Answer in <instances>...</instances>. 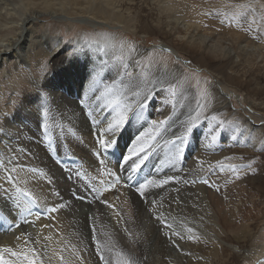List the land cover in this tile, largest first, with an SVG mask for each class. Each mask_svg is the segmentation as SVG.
Segmentation results:
<instances>
[{
    "label": "rangeland",
    "instance_id": "1",
    "mask_svg": "<svg viewBox=\"0 0 264 264\" xmlns=\"http://www.w3.org/2000/svg\"><path fill=\"white\" fill-rule=\"evenodd\" d=\"M186 1L192 5L188 8L189 14L192 15L200 12L202 16L210 15V13H212L211 16H218L217 13L223 17L224 14L231 16L236 11L235 6L241 3H253L261 11L257 0ZM260 2L264 3V0ZM105 3L116 7L115 11L108 16L100 17L95 8ZM178 3V0H114V2L112 0H0V49L7 51V54L0 56V124L4 123L5 114L15 117L20 123L25 122L22 115L25 109L33 111V115L39 117L43 106L47 122L50 120L48 124H58V130H55V127L52 129L55 134L49 133V135L51 138L53 136L52 139L56 138L55 144L58 142V136L61 135L67 156H71L69 161L66 156L56 157L53 163H59L63 170L66 164L73 169L75 167L81 174L80 180L84 181H81L84 186L88 184L104 192L111 178L116 176L114 167L119 159H122V155L118 151L114 153L109 149L111 155L108 151L106 153L113 158L110 159L111 165L106 167L103 156H94L96 147L94 150L84 141H80L79 137L72 135L67 128L63 127L65 130L62 128L60 122H63L65 114L59 113L58 110L54 113L52 111V108L56 106L62 107L69 104L66 100H62L59 94L60 75L67 78V83L86 88L89 87L90 79L87 68H91L92 58L95 60L97 55H101L108 60L117 56L123 57V64L128 65L129 72L137 74V77L133 76L130 79L138 78L139 83L142 84L140 91L139 89L132 91H139L142 94L144 91L147 94L149 89L159 82L157 79L161 77L165 79L170 73L175 80L169 82L167 87L172 85L173 88L184 89L176 96L179 99L191 100L196 108L199 94L206 89L209 92L206 97L205 114L207 116L222 103L228 107V110L224 109L219 117L227 124L216 141L222 140V136L235 139L229 141L221 154L214 159L216 161L212 162L210 157L204 156L199 151L185 152L189 146L199 145L202 141L207 144L213 142L210 139L211 133L204 131L205 127L200 130L198 127L195 136L191 133L187 140L183 143L177 142L175 145L170 141L180 135L175 137L168 134L158 137L153 130L154 132H151L153 134L149 133L150 136L154 135L150 145L154 141L153 148L156 153L155 151L154 154L151 153L148 161L152 160L151 166L157 167L162 174H165L164 170L168 164L176 162L178 168L175 173L160 176L158 179L174 177V181L163 187H156L158 190L154 189V195L151 197L156 201L155 205L144 204L145 207L142 209L139 204H136L137 201L143 203L138 196L134 198L130 192L126 195L120 185H117L115 189L105 192L103 196V199L108 200L114 207H105L108 208L107 212L113 215V219L120 218L119 215L127 216L136 223L139 221L137 214L140 211V218L143 223H146L142 228L143 233L138 237L123 235L124 251L132 252L130 248L135 247L142 252L145 248L153 252L152 230L158 234L157 244L166 245L164 240L166 239L171 248L168 251L165 247L162 248L163 251L159 250L158 254L154 255V264H190L191 258L197 259V263L204 260L210 264H264V147L254 148L252 142L246 141L248 135L243 134L241 127V117L250 118L256 125H264V68L250 69L241 65L232 69L235 58L212 59L203 51H193L187 45L176 42L175 36L168 32L167 22L178 17ZM107 9L111 11L110 8ZM119 12L122 13V17H119ZM25 19H27L25 32L28 35L26 38H20L22 22ZM89 21H95L96 26ZM230 29L233 28L228 30ZM59 39L78 47L86 45L92 55L91 53L86 55L85 60L79 56L64 60L63 55L69 45H65L56 54L53 51ZM258 40L260 39L256 42ZM120 42L124 45L122 49ZM19 46L24 55L23 59L13 55L14 48ZM45 61H47L46 68L42 67ZM220 87L227 93L226 100L222 94L224 101L220 96ZM129 96L128 102L132 104L142 97L141 95L135 100L131 99V91ZM104 106L102 108L105 111L107 107ZM145 110H147L146 107ZM108 112L107 117L111 119L112 116L108 115ZM70 115L72 114L69 113L68 117ZM133 117L137 118L135 115ZM208 119L207 123L211 121V118L208 117ZM92 126L97 128V124ZM133 128L136 130L135 125ZM135 130L130 132V128L124 126L116 134V140L124 146L125 150L128 149L127 151L131 150L135 139L139 133H142ZM25 133L30 134L29 131L25 132L21 129L23 138ZM39 133L41 141L45 146L47 145V150L54 151L53 146L44 142L42 133L40 131ZM31 135L37 142L40 141L37 133L35 135L33 132ZM156 137L158 139H155ZM69 140L77 146L70 147ZM244 142L245 144H242ZM233 143L235 144L231 146ZM87 154L89 159L86 157ZM58 155L60 156V153ZM126 155L123 153V156ZM82 156L84 158H81ZM91 156L94 159H90ZM97 160H103V164L96 163ZM217 161H221L225 166L252 164V167L241 168L236 172L227 167L209 172L208 166L216 165ZM130 162L133 165V161L130 160ZM191 169H197V171L192 174ZM205 180L209 183L206 184ZM88 205L80 206L76 213L91 216V206L89 203ZM142 213H144L143 217ZM160 215L165 218L167 224L171 225V229L154 219V216ZM145 217H147L146 220ZM175 232H179L180 237L183 238L174 235ZM189 236H195L199 240L207 241V244H212L214 252L209 251L208 254L202 250L201 254L197 253L191 247V243L195 240L188 239ZM142 242L143 247H141ZM85 244H83V248L87 249L85 254L91 255L90 263L97 264L96 257L92 253L94 249L92 246L88 248L90 246L88 242L87 245Z\"/></svg>",
    "mask_w": 264,
    "mask_h": 264
},
{
    "label": "bare ground",
    "instance_id": "2",
    "mask_svg": "<svg viewBox=\"0 0 264 264\" xmlns=\"http://www.w3.org/2000/svg\"><path fill=\"white\" fill-rule=\"evenodd\" d=\"M112 1L114 2V0ZM178 2H179L178 3V17H175L172 20H168L167 22V26H168L167 29L169 30L168 32H170L171 34L175 36L176 42H180L182 44L187 45L193 51L194 50L199 51V52L203 51L212 59L222 60V59L235 58L232 69H235L236 67L238 68V66H241V65H243L246 68L248 67L250 69L264 68V39H260L258 40V42H256L257 39L253 38L254 34H250L247 31V28L249 27V21H251L252 19L251 15L248 16L247 20L241 18L239 19V21L234 20L230 24L223 23L222 20L224 19V17L221 15L202 16L200 12H197L196 14L192 15V14H189L188 12V8L192 7L190 3H188L186 0H178ZM100 5L101 6L95 8L96 13L99 14L100 17L110 15L111 13L115 11V8H116V7L111 6L109 3L100 4ZM107 8H110L111 11L108 10ZM257 12L259 13L260 11L257 9ZM118 15L119 17H122L121 12H119ZM23 21L24 22H22L23 24L22 34L20 35V38L22 37L26 38V36L28 35V33L26 34L25 32V28H26L25 25H26L27 19ZM94 22H91L90 24H93V26H96ZM257 24L264 25V21H261L258 16H257ZM229 28H233V29L228 30ZM223 36H225L226 38L224 39ZM4 54H7V51L5 49H0V56ZM13 55L21 59L24 58V55L22 53L20 46L16 49L14 48ZM75 57L76 56L72 58H75ZM79 57L82 58V60H85L86 55H80ZM116 58L117 56H113L108 59L107 67L109 71L106 74H101V76H98L97 83L94 85L89 84L88 85L89 87L85 88L84 86L83 87L73 86L67 83L68 80L64 75L61 74L59 77V83H58V87L60 89L59 94L62 100L64 101L66 100L67 102H69V104L65 106L61 105L62 107L59 106L60 108L56 106L55 108H52V111L54 113L56 110H58L59 113H62L63 115L65 114L63 116L64 118L63 122H60L62 128L63 127L67 128V130L70 133H72V135L74 134L75 136L79 137L80 141H84L86 145L92 147L94 150L96 149L94 147V140H93V133L95 132L94 131L95 128L93 126L91 128L89 127V124L87 123L85 117L87 116V120L106 123V119L107 120H111V119L107 117V112L109 111V108L105 110L106 111L105 113L104 109L102 108V106H104L103 104L106 105L108 99H115L117 97H119L120 99H123L124 96L130 97L129 96L130 88H132V90L139 89L140 91V88L142 87V84L139 83L138 78L130 79L131 77L136 76L137 74L132 73L131 76H127V77L126 75H124V69H122L123 67H121V62L118 61ZM87 61L89 62L88 59ZM132 65H134V63ZM87 71H88V76H90L91 68L90 67L87 68ZM118 71H119V75L117 74ZM113 78L116 81L113 87V95L106 96L105 86L106 84H110ZM174 78L175 77L169 73L165 79L162 77L157 79L159 80V82L156 85L152 86L147 93L149 95V100H150L146 106L147 110H145V107L141 109L143 111H141L140 109L135 110L131 114L128 123L125 125L130 128V132H134L135 129L133 127L135 125L136 130L139 132H148L149 129H153L156 133V134L154 133L155 136H158V137L162 135H168V134H171L172 136H175V135L181 136L182 134H184L188 118L190 115L193 114L195 107L191 100L188 101L185 98L179 99L176 96L177 93L181 94V92L184 91V89L182 90L181 88L180 89L174 88L175 95H173L172 92L169 91V86L167 87V84L171 81H174L175 80ZM133 82L135 84H138L139 87L133 88L132 87ZM96 89H98V91H96ZM219 92H221L220 94L221 98L223 97V95H224L223 98L225 100L228 98L227 93H225L221 87L219 89ZM83 94H84V100H83L84 112H81V108L78 106V102L81 101V97L83 96ZM143 94H146V93H144L143 91ZM143 94L141 93L142 96ZM135 105L136 103L133 104L134 108H135ZM224 109L228 110V107L225 103L224 104L222 103L220 106H217L216 108H214V110L210 114H208L206 120H205V115L200 117V121L198 122L197 126L192 131V133H194V136L197 133L196 129L198 127H199V130L200 128L202 129L205 127L204 131H209L212 136L213 135L212 130L217 123L216 120L212 119V116H216L219 119ZM32 112L25 109L22 115L26 121L25 122L23 121V123L22 122L20 123V121H18V119H16L15 117L8 116V114H7L6 124L3 119V122H4L3 125L7 128V132L3 136V139L0 140V161H2V159L5 157L10 159L11 158L10 153L12 152L13 148H17V149L23 148L27 152V155L25 156L23 153L20 154L19 156L20 161L23 164H25L29 169H32V168L37 169L39 171V175L37 176L31 172L18 173V180L20 181V186L26 187L28 190H31L34 194H37V195H39L41 192L48 193L49 191H51L54 193L57 190H59V192L61 193V196L70 206L63 209L59 213H57L54 221L42 219L40 221H37L35 225H30L27 227L22 226L21 230L31 233L32 237L34 238L35 237L39 238L41 235L46 236L49 233V231H52L53 235L59 232L63 234L65 237H67L72 243L80 247L81 249H84L83 244L86 243L85 245H87V242H88V245L90 244L88 248L92 246V248L94 249V244H93L92 237H91L92 229L89 227V224H90L89 215L88 214L79 215L78 213H76L78 212L77 209L80 206L86 205V204L88 205V202L81 203L79 200L72 199L73 193L77 192V190L80 193H84L86 191V187L82 183L84 181L80 179L78 180L76 178V174L78 171L74 167V165H73L74 167L73 169L71 168L69 164H66L64 166L65 169L63 170L62 166L59 163L58 164L53 163V159L56 157L64 158V156H66L68 157L66 158L67 161H69V159H71V156L70 155L67 156L68 154L66 152L65 147H63V139L61 138L62 137L61 135L58 136L59 137V139L57 140L58 142L55 144V148H53L55 150L52 151L50 149V150L45 151V149H48V148H46L47 145L45 146V144L41 141V138H40L41 136L39 133L40 129H38L39 128L38 126L39 117L33 115ZM69 113L72 114L70 115V117H68ZM133 115L137 116V118H134ZM208 117L211 118V121H209V123H207V121L209 120ZM152 120H157V121L166 120L167 123L160 128H155L151 124ZM203 120L205 121V123H201L203 122ZM241 121H242V124L241 123L240 124L242 127L243 134L248 135V137H246L247 139L246 141L252 142L254 145L253 147L256 149H258V147H261V148L264 147V125H260V124L256 125V123L253 122L248 117L247 118L241 117ZM49 122L50 120L48 121V123ZM56 125H49V127H51L49 128V133H53L52 131L53 127L56 128L55 130H58L57 129L58 124L56 123ZM21 129H24L25 132L29 131L30 134L25 133L26 134L25 138H23L22 137L23 134H21ZM33 132H35V135L37 133V136H39L40 138L39 142H37L36 138H34L31 135ZM150 134H153V133H150ZM215 134L217 137L221 135L219 130H217ZM151 136H154V135H151ZM67 137L68 136H66V138ZM70 137H73V136H70ZM221 138L222 140L218 139L217 141H214L208 144L207 142L204 143V141H202L199 143V145H194V146L191 145L188 147V150H186L185 152L194 153V152L199 151L203 153L204 156L210 157V161L215 162L216 160L214 161V159L217 158L221 154L222 150L227 146L226 144L229 141H233L235 139V138L234 139L224 138L223 136ZM155 139H158V138L156 137ZM53 140L55 141L56 138H54ZM245 142L242 144H245ZM234 144L235 143L231 144V146H233ZM165 145H166V142H165ZM153 147H155L154 141H152L150 145V148L147 152L148 158L145 161V163L142 165V167L138 171L128 172L130 167L134 165H132V162L130 161H128L127 163L124 162V159L127 155L123 156V153L128 154L129 151H127L128 149L125 150L124 146H122V144H119V142L116 140L115 146L111 148V151L113 152L118 151L122 155V159H119L118 163L114 167L116 175L118 174L122 180H127L129 184H135V183L138 184L140 182L145 181L146 179L158 180L160 176L161 177L169 176L171 173H175L178 168V164L176 162H173V163L171 162V165L168 164V166L165 167L166 168L164 170L165 174L160 173L159 172L160 170H158L157 167L151 166L152 160L148 161V159L152 155L151 153L155 151ZM204 147H206V149ZM97 151L98 149L96 150V152ZM81 152L83 153V151ZM58 153H60V156L58 155ZM107 153L105 152L106 157L103 154V159L105 161L106 167L109 166L110 159L112 160L113 158L109 156V154ZM109 153L111 155V152ZM86 157L89 159L88 154L86 155ZM81 158H84V157L82 156ZM92 158L94 159V157L91 156L90 159ZM89 161H93V160H89ZM3 167H5V165L2 162H0V168H3ZM196 171L197 169L190 170L192 174H194ZM68 176H71L70 180L67 179ZM80 177H81V174H80ZM3 181H4V173L0 171V183H2ZM49 182H51L50 186H49ZM88 186L91 187L90 185ZM121 189L126 195H128L127 193L130 192L134 198H137V195L133 191H130L127 188H123V187H121ZM187 198H190V197H187ZM44 199H47L49 202H53L57 200L58 198L55 195H53L50 197H44ZM90 199H91V196H90ZM136 204H139L141 209L145 207L144 205L145 203H138L137 201ZM42 206L43 205H41V207ZM36 207L37 206H33L34 210ZM3 208H4V205L2 202H0V248L6 247V246L7 247H19L23 243L22 241H17L16 239V237L20 234V232L16 231L15 229L9 230L8 223H7V220L9 218L7 217V214L3 212ZM107 210L108 208H106L104 205L99 204V203L91 206V210H90L92 211L91 216L93 217L91 223L95 225L96 234L102 240L112 241L115 243L116 248L123 249V235L138 237L140 234L143 233L142 228L145 222L143 223L140 218V211L137 214L139 221L136 223L135 221L133 222V219L127 216L119 215L120 218L113 219L112 218L113 215L111 216V214L108 213ZM141 215L143 217L144 213H142ZM146 218L147 217H145L144 219L146 220ZM49 223L54 225L53 229H43L41 232V225L49 224ZM125 229H127V231H125ZM71 233H76L77 235L71 236L70 235ZM128 233H131V235H129ZM151 236L152 237L154 236L153 238H151L153 239L152 250L154 254L152 251L146 248L143 249V252L135 247L130 248L132 252H128V253L132 254V256L136 259L137 264H154L155 262L154 255L156 253L158 254L159 250H162V248L164 249L165 247L168 251V249L171 248L170 245L167 244L166 239H164L162 236L161 238L165 240L166 245H163L160 243L157 244L158 241L156 243V240L157 238L159 239V237H157L158 234L155 230L151 231ZM46 242L47 241H44L43 239H41V243H46ZM206 242L207 241L197 239L195 240V242L191 243V247L195 249L197 253H200V254L202 250H205L208 254H209V251L214 252V249L212 248V244H207ZM143 246H144V243L142 242L141 247ZM85 252L86 251L82 252V255L86 257L87 264H94L92 262L90 263L89 257L91 255L89 256L88 253L85 254ZM9 257H10V254L5 255L6 259H10ZM196 260L197 259L191 258L189 259V262L190 264H210L209 262L204 261V260H202L203 262L201 261V263H197Z\"/></svg>",
    "mask_w": 264,
    "mask_h": 264
},
{
    "label": "snow or ice",
    "instance_id": "3",
    "mask_svg": "<svg viewBox=\"0 0 264 264\" xmlns=\"http://www.w3.org/2000/svg\"><path fill=\"white\" fill-rule=\"evenodd\" d=\"M259 3L260 12H257V8L253 3H241L235 6L236 11L233 15L228 16L224 14L223 23H232V21L239 19H247L249 15L252 16L251 21H249V27L247 31L250 34H254V39H264V25L257 24V16L261 21H264V3H261L260 0H257ZM212 13H210L211 15ZM217 15H219L217 13ZM252 25H257L255 28ZM56 47L53 51L56 53L60 52L65 45H69L68 49L64 52L63 59H71L74 56L88 55L91 53L90 49L84 46H76L70 43L59 39L56 41ZM123 42H120L121 49L123 48ZM92 55V53H91ZM118 61L121 62V67L124 69V75L131 76L132 73L128 71V65L123 64V57H117ZM108 60L104 56L97 55L96 59L92 58L91 60V73L89 84L94 85L97 83V77L101 74H106L109 69L107 67ZM42 67H47V61L44 62ZM119 75V71L117 72ZM106 78V77H104ZM116 81L113 78L110 84H106L105 93L106 96L113 95V87ZM133 88H138L139 85L133 82ZM98 91V89H96ZM131 91V99L135 100L136 97H141L139 91ZM169 91L175 95V90L173 87H169ZM200 98L196 101V108L194 109V114L190 115L187 121L185 132L183 136H177L174 140L170 141L171 144L175 145L177 142L183 143L191 135L193 129L197 126L200 121L202 114H205V109L207 108L206 97L209 95V92L205 89L202 90L199 94ZM84 94L81 97V101L78 102V106L81 108V112H84ZM129 97L124 96L123 99L119 97L115 99H108L105 107L109 108L108 115L112 116L111 120L106 119L105 122L87 120L89 127L95 123L97 124L96 131L93 133L94 147L98 149L94 156L102 157L105 152L113 148L116 143V133L120 131L129 121L131 114L137 109H143L147 106L149 100V95H143L135 105V108L132 103L128 102ZM114 113V115H113ZM46 112L45 108L42 106L39 112V129L42 133V139L47 144L55 148L54 140L49 136V124L45 118ZM207 115L205 114V120ZM213 120H216L217 123L213 128V135L210 139L214 142L217 139L216 132L220 131L221 135L226 127L225 121L218 119L216 116H212ZM7 115L4 117V122L6 124ZM167 123L166 120H152L151 124L155 128H160ZM153 129H149L148 132H142L136 139L135 143L132 145L131 150L124 159V162L133 161V165L130 167V171H138L142 165L147 160V152L150 148V140L153 139L149 135ZM7 132V128L0 124V140L3 139V136ZM69 146H73V141H68ZM77 146V145H76ZM47 151V149H45ZM27 155V152L23 148H13L10 153L11 158H3L2 162L5 167L0 168V171L4 173V181L0 183V202L3 203L4 208L3 212L7 214L9 218L7 220L9 230L15 229L20 232L16 237L17 241H22L23 243L19 247H3L0 248V264H87L86 257L82 255L83 251L87 249H81L76 244L72 243L67 237L63 234L57 232L53 235L52 231L46 236L41 235L39 238L32 237L31 233L22 231V226L27 227L30 225H35L37 221L42 219L55 220L56 214L62 211L63 209L69 207L70 205L64 200L61 196L59 190L56 192L49 191L48 193L41 192L39 195L34 194L31 190H28L26 187L20 186V181L18 180V173L20 172H31L35 175H39V171L35 168L29 169L25 164H23L19 156L20 154ZM225 159H230V157H225ZM138 161V162H136ZM199 162V161H198ZM96 163L102 164L103 160H97ZM225 167L231 169L233 172H236L241 168H251L252 164L247 165H234L229 164L225 166L221 161H217L216 165H209V172L214 169L223 170ZM76 178L81 179L79 172L76 174ZM67 179H71V176H68ZM174 177H168L167 179H146L143 182L138 184H129L127 180H122L117 174L115 177L111 178L110 183L104 189V192H100L98 189L89 187L85 185L86 191L84 193L77 192L73 193V200H79L81 203L88 202L90 206H93L97 203L102 204L106 207H114L109 203L108 200L103 199L104 193L115 189L117 185L120 187L127 188L130 191H133L139 199L145 204L155 205L156 201L151 199L154 195V189L156 187H163L164 185L169 184L174 181ZM208 184V180L204 181ZM51 182H49L50 186ZM55 195L58 199L49 202L44 197H50ZM91 196V199H90ZM41 205H43L41 207ZM33 206H37L34 210ZM92 216H89V227L92 229V241L94 244V255L97 260V264H137L136 259L132 256L131 253L124 251L123 249L116 248V245L112 241L102 240L96 234V227L92 221ZM154 219L160 221L164 227L171 229V225L167 224L165 218L160 216H154ZM54 225L43 224L41 225V232L43 229H53ZM127 231V229H125ZM191 231V229H189ZM131 235V233H128ZM71 236H76V233H71ZM174 235L180 237L179 232H175ZM183 238V237H180ZM41 239L47 241L46 243H41ZM188 239L196 240L197 237L189 236ZM10 254V259H6L5 255Z\"/></svg>",
    "mask_w": 264,
    "mask_h": 264
}]
</instances>
